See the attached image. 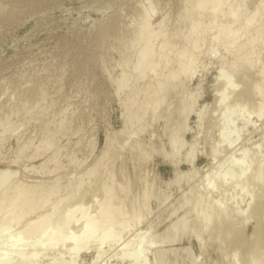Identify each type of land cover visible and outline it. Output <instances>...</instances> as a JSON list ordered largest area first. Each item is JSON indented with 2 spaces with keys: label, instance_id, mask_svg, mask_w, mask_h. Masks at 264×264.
Wrapping results in <instances>:
<instances>
[{
  "label": "rangeland",
  "instance_id": "obj_1",
  "mask_svg": "<svg viewBox=\"0 0 264 264\" xmlns=\"http://www.w3.org/2000/svg\"><path fill=\"white\" fill-rule=\"evenodd\" d=\"M185 2L0 0V171H11L7 187L22 179L40 194L55 185L62 195L70 192L49 236L58 227L65 236L83 228L81 210L78 221L64 220L80 195L81 209L98 216L113 182L110 207L121 213L113 225L118 237L105 241L100 254L91 242L77 251L70 241L49 247L52 236L42 249L20 241L13 246L20 259L10 264H251L254 257L264 264V112L249 111L264 107V0H247L244 12H258L259 20L232 47L212 43L227 3L191 13L201 34L189 44ZM144 10L154 30L149 68L120 88L122 70L135 68L137 59L122 64ZM248 36L253 42L241 46ZM225 77L232 87L223 85ZM176 139L181 144L174 148ZM57 198L28 210L16 227L9 221L11 231L47 215ZM194 208L209 209L214 222L226 210L236 236L220 242L213 227L197 234ZM9 210L1 213L6 219ZM3 237L0 252L14 250L12 238ZM139 240L143 263L127 253Z\"/></svg>",
  "mask_w": 264,
  "mask_h": 264
},
{
  "label": "bare ground",
  "instance_id": "obj_2",
  "mask_svg": "<svg viewBox=\"0 0 264 264\" xmlns=\"http://www.w3.org/2000/svg\"><path fill=\"white\" fill-rule=\"evenodd\" d=\"M225 3L228 4V10L226 12H224L227 16L226 22H224L223 24L219 23V24L215 25L214 28H212V36H213L212 40L213 41L212 40H210V41H212V43H214V42H219V41L225 40L226 42H228L227 45L232 47L233 44H236L237 42L242 40L243 37L249 35L251 28L256 24L257 20H259L258 19L259 15H258V12H252L249 14L246 12L247 13V15H246V13L244 11H246L245 6L247 3V0H188L187 5L185 2V5H186V7H185V14L186 15L185 16H187V18H185V17H183V18H185L186 20H188V18H189V20H190V24H189L190 29H188V32L186 35V37H187L186 40H188L189 44H190V42H194L195 38L198 39V37H193L195 35L194 33H197V36H198V34L199 35L201 34L199 32L200 23H199V21H197V19H195V17H193L191 15V13L194 12V10H202L204 8H207V7L217 9ZM139 19H140L139 22L137 24L134 23L135 25H133L134 36L131 39V41L129 42V44H127L128 45L127 46L128 51H127L126 57L124 58L125 59L124 63L122 64L123 69H124L129 65L130 59H133L134 61H135V59H137L136 64H135V68H134V70H129V71L128 70H122V74H121V77L119 80V87L120 88L126 87V85L128 84V80L131 79V77L133 76L134 73H136L137 78L144 77V74L146 73L147 69L149 68V64H150L149 62H150V56H151L150 48H151V43H152V39H153V35H154V30L151 29V27H152V25H151L152 13L150 11L144 10L143 13L141 14V16L139 17ZM136 21H137V19H136ZM187 23H189V22H187ZM251 42H253V39H252V37L250 38V36H248L247 40L245 42L241 43V46H246L247 44H249ZM137 43L140 45L136 47ZM190 58H193V56L191 55L189 57V59H184L183 63L184 64L190 63ZM244 60H245L244 58H241V61H244ZM187 66H188V64H187ZM220 76H224V75L220 73ZM223 81H224L223 85L227 86L228 88L232 87V82L229 81L226 77L223 78ZM222 95H223V101H224L226 98L225 91L222 92ZM159 106H160V103L154 102L153 111L156 112L158 110ZM249 111H251L254 114H257L258 117H261L263 115V112H264V107L260 106V107L255 108V106L252 105V106H250ZM140 116H138V119L140 118ZM224 135H226V134H224ZM226 138H228V137H226ZM226 138H225V141H222L223 143L230 141V140L226 141L227 140ZM229 143H227L228 144L227 146L230 148L229 145L231 144V147H232L234 142L230 143V144ZM180 144H181V140H178V139H176L173 142L174 148L179 147ZM241 166H242V164H241ZM5 171L6 172L3 171L4 172L3 175H2L3 172L0 171L1 172L0 176H2V178L4 179V180L2 179L3 181L0 179V181H2V184H1L2 188L0 187V240H2V237L4 236V234L6 232L7 233L9 232L8 234H10V232H12L11 230L15 224L16 225L14 227L19 225V223L21 224L22 219H23L22 222L24 221L23 217L27 214L28 210H31V209L32 210H43L44 206L47 205L48 201L50 199H52V196H54V195L58 196V198H57L58 203H57V205H55V207L51 211H49L51 213L46 211L45 214L47 212L48 213H47V215H44L43 212H40L43 214L42 215L43 217L41 218V216H38L37 218H39V219L41 218V220H39V219L35 220L34 219V222L32 220L33 223L30 221L31 223L30 224L28 223L29 225L23 226L25 229L21 228V230H18V233H16V234H14V232H12L14 234V236H12V237H11V235H13V234L7 235L8 237L10 236L12 238L11 239L9 237L11 240H9V242H8V243L11 242L12 247L13 246L14 247L19 246L20 241L25 242L24 244H27V243L32 244L31 241H33V245H35L36 247H39L41 245V249H42V248H46L48 245H50L49 247H52L54 243L56 246V244L60 243L62 240V241H65V243L70 241L72 244L70 242H69V244H71V246L73 248H75L74 251H77L78 249H80V245L82 243L84 245L96 243V245L94 244V246L95 247L97 246L96 247V248H98L97 253L99 252V254H100L101 250L99 251V249L102 248L101 246L103 245V243L105 241H107L111 238L118 237V233L116 234V231H115L113 225H114V221L115 220L117 221V217L121 216V213L117 210H116V212H114L115 210L113 211L112 210L113 208L111 209V207H110L111 203H112V199L114 197H116L115 193L117 190V186H115V184H114L115 182H113L111 187L108 189L109 193L107 195L108 196L107 197V205L101 209L100 214L98 216H96V215L90 216L91 214H89V216H88V213L85 210H82L83 208L81 209V207L83 206V204H81V202L84 200L82 196H84V195H80L79 196V197H81L80 200L78 199L79 201H77V204L76 203L74 204L76 206L73 205L72 206L73 208L71 207V210H69L70 208L68 209L69 211L66 210L65 216L67 217V219L65 218L64 220L66 222L69 220L68 221L69 224H70V221H72V223H73L75 217L77 218V216H78L77 213H79V211L81 210L82 213L80 212L81 213L80 215L83 217V221L85 220V222H82L84 224V226L81 224V227L83 226V228L79 227V228H81V230L80 229H79L80 231L75 230V232L77 231L76 233L70 232L68 230L70 233H68V231H66V233H68V234L65 236V232L63 231L64 232V234H63L61 231L63 228L60 226L62 228L61 229L57 226L58 229L51 228V230L53 229V232L51 231L52 234L54 233V235H52L53 236L52 237V236H49L50 226L56 228V225H57L56 222L54 221L53 217L58 212V209L61 208L60 207L61 204L62 203L64 204V201L68 200L67 196L70 195L69 194L70 192L69 193L67 192L69 195L68 194L62 195L58 192L59 185H55L54 187H52L51 189L46 191V193L40 194L38 192L37 187L33 186L32 184H31L32 185V187H31L30 184L29 185H28V183L26 184L24 181H22V179L20 180L21 182H19V181H17L18 183L14 182L15 184L17 183V185L14 186V183H11L10 184L11 186L9 187V185H8V187H7V184H6L7 180L6 179L8 177H11V176H9V175H11V174H9V172L11 173V171L8 169H6ZM243 172H245V170H243ZM4 175L6 176V178H4L5 177ZM225 177L223 176V178L220 180L225 181V179H227V175ZM9 180H10V178H9ZM4 185H6V189H5ZM29 187H30V189H29ZM3 188H4V190L2 191ZM210 188H211V186H210ZM210 188L208 186V189H210ZM204 194H206V192L203 193V195ZM113 201H114V199H113ZM199 202H200V197H199ZM21 205H22L23 212H22V214H19L18 209H21L20 208ZM5 209H10L9 211H10L11 215L7 219L5 218L4 215H1L2 211ZM194 210L195 211H193V212H195V215H196V219L195 218L194 219L197 220V222H195L196 226L194 229H195V232H198L197 234L201 235L204 233V231L208 227H213L216 230V235H217V238L219 239L220 242H224V241L230 239V237L233 234H234V236H236L235 235V231H237L235 229V227L237 226V225H235L236 221L233 218H230L232 215L231 216L227 215L226 210H225V213L220 216V219L217 222L213 221V215L211 214V211L209 209H202V208L195 209L194 208ZM231 213L232 212H230L229 215ZM143 215H142V217H143ZM82 217H80V218H82ZM38 220L40 222L41 221L44 222V223L42 222V224H41L42 226L44 225L43 226L44 228L42 227L41 232L38 230L39 229L38 227L40 225L39 224L40 222ZM141 220L142 219H140L139 221H141ZM245 220H246V218H245ZM9 221H10V224H11V222L13 223V226H9L10 225ZM75 221H78V220L75 219ZM106 221H108V224H106V226H105L104 223H106ZM132 221H133V219H130V220L128 219V225L130 223H132ZM66 222H63V223L66 224ZM52 223H55L54 224L55 226H52L51 225ZM63 223H61V224H63ZM65 224H63V225H65ZM124 224L127 226L128 229L130 228V227H128L126 222ZM6 226L10 230L7 229L8 231H5V233H4ZM103 226H105V228ZM129 226H133V224H131ZM20 227L21 226H19L18 228H20ZM66 227L69 228V225H67ZM176 229H179V227ZM36 230L39 231L40 233L36 232ZM54 230H57V231H54ZM58 230H59V232H58ZM167 231H169V229ZM32 233L33 234L38 233V235L34 234V236L35 237L38 236V238L35 239V237L33 236ZM60 233H62V234H60ZM240 233H239V235H241ZM258 233H259V230H258V232H256V234H258ZM28 234L31 235V237L33 239L29 238L30 239L29 240ZM62 235H64L65 237ZM7 236L3 237V239L4 238L6 239ZM26 236H28V237L26 238ZM170 236H172V235H170ZM51 237H52V239L48 240V241H50V243L49 244L47 243L46 244L47 246H46L45 243L48 242L47 238H51ZM133 238H135V237H133ZM163 238H165V237H163ZM23 239H25L26 241ZM130 240H131V238H130ZM232 240H234V239L232 238ZM138 242H139V243H137L138 247L136 248L135 251L133 250L131 252H127V253H129L128 256L133 258V260H137V262L140 258H141L140 261L144 259L143 258V256H144V254H143L144 253L143 242L144 241L139 240ZM17 243H19V245ZM129 243H131V242L128 240L127 243H125L124 246H122V247H124V248H122L124 250V253H126V251H127L126 249H127V246L129 245ZM21 244H23V243H21ZM31 244H29V245H31ZM151 244L153 245L154 241L151 242ZM155 244H156V242H155ZM9 246H11V245H9ZM44 246H46V247H44ZM81 246H83V245H81ZM91 247H92V244H91ZM148 248H150V247H148ZM37 249L39 250V248H37ZM37 249H35V251H37L36 253L38 254ZM14 250H15V248H14ZM14 250L10 249L8 251H3L4 253L0 252V264H10L12 262L14 263L15 260L20 259L19 254L16 255L17 249L15 251ZM18 253H20V252H18ZM141 253L143 256L141 255ZM31 254H33V256L35 255L33 253V251ZM32 259H34V258H32ZM76 260H74L73 262L71 261L72 263L70 262V264H76ZM251 262H249V263H251V264H262V262L260 261V258H255V257L251 259ZM136 264H138V263H136Z\"/></svg>",
  "mask_w": 264,
  "mask_h": 264
}]
</instances>
